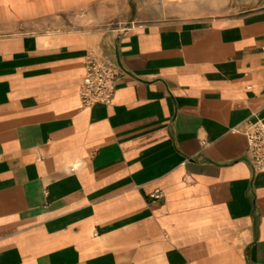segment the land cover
Listing matches in <instances>:
<instances>
[{
	"label": "crops",
	"instance_id": "0c3cea01",
	"mask_svg": "<svg viewBox=\"0 0 264 264\" xmlns=\"http://www.w3.org/2000/svg\"><path fill=\"white\" fill-rule=\"evenodd\" d=\"M257 120L264 0H0V264H264Z\"/></svg>",
	"mask_w": 264,
	"mask_h": 264
},
{
	"label": "built area",
	"instance_id": "2783aa9c",
	"mask_svg": "<svg viewBox=\"0 0 264 264\" xmlns=\"http://www.w3.org/2000/svg\"><path fill=\"white\" fill-rule=\"evenodd\" d=\"M127 27L123 28V31ZM120 67L110 58L96 50H91L85 57V73L81 79L79 96L84 107L97 103L110 104L114 98ZM245 131L247 138L246 157L254 172H264V122L247 121ZM151 196L159 199L164 196L161 190Z\"/></svg>",
	"mask_w": 264,
	"mask_h": 264
}]
</instances>
